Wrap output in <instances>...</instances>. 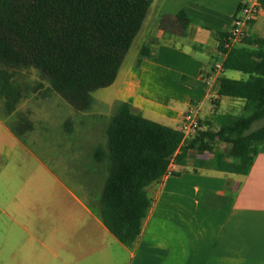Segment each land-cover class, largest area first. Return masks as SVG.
Returning a JSON list of instances; mask_svg holds the SVG:
<instances>
[{
    "label": "crops",
    "instance_id": "crops-1",
    "mask_svg": "<svg viewBox=\"0 0 264 264\" xmlns=\"http://www.w3.org/2000/svg\"><path fill=\"white\" fill-rule=\"evenodd\" d=\"M247 1L153 0L116 81L106 88L111 100L96 102L109 111L126 103L135 115L176 130L196 107L202 132H216L211 122L231 115L225 108L238 99L219 95L226 72L208 81L221 60L220 36ZM258 4L244 46L264 50V0ZM182 11L190 22L174 19ZM207 159L191 150L185 161H174L173 175L147 187L152 205L131 248L105 226L98 204L71 191L0 116V182L22 181L0 194V246L11 247L0 249V262L264 264V142L248 174L209 168ZM46 185L49 190L42 189Z\"/></svg>",
    "mask_w": 264,
    "mask_h": 264
},
{
    "label": "trees",
    "instance_id": "trees-1",
    "mask_svg": "<svg viewBox=\"0 0 264 264\" xmlns=\"http://www.w3.org/2000/svg\"><path fill=\"white\" fill-rule=\"evenodd\" d=\"M152 1L0 0V97L6 114L15 113L23 97L16 72L32 68L73 109L90 111L92 94L116 81ZM174 19L190 22L185 11ZM220 37L223 50L228 33ZM245 40L224 52L223 67L247 78L221 77L219 95L243 101L249 116L224 115L218 131L184 141L179 130L135 115L126 103L117 106L107 144L94 157L100 164L107 162L99 215L126 246L138 241L151 208L147 187L164 178L172 161H185L194 150L208 156L204 164L209 168L250 172L264 142V126L252 130L264 120V50L244 46ZM12 129L21 137L33 125L22 118ZM219 145L226 150L216 151Z\"/></svg>",
    "mask_w": 264,
    "mask_h": 264
},
{
    "label": "rangeland",
    "instance_id": "rangeland-1",
    "mask_svg": "<svg viewBox=\"0 0 264 264\" xmlns=\"http://www.w3.org/2000/svg\"><path fill=\"white\" fill-rule=\"evenodd\" d=\"M235 75L239 80L247 78L243 73L226 71V76L230 79ZM15 83L21 90L22 100L16 112L9 116L5 111V101L0 97V116L13 128L22 118H27L32 123L33 130L25 132L21 137L24 144L31 149L32 155L47 162L67 187L85 202L99 206L98 197L102 194L107 177V162L98 163L94 154L98 147L107 144V128L117 107L109 111L96 100H111V91L105 88L94 92L92 94L94 104L91 110L78 112L56 94L49 82L42 80L39 72L34 68L16 72ZM227 99L229 98L225 101ZM220 112L224 114L223 109ZM225 112L236 117L251 114L246 111L245 103L241 100H231ZM68 121H70L69 126H67ZM211 123L215 131H218L221 127V116ZM262 126L264 120L255 123L252 130ZM215 149L222 152L226 150V146L219 145ZM12 182H0L1 195L12 193L14 187L17 189L22 181ZM42 189L49 190L50 187L46 185ZM38 246L43 248L41 245ZM10 248L0 246L3 251ZM22 249H25L26 254L31 252L27 251V247ZM41 252L39 250L38 253ZM0 264L11 263L0 262Z\"/></svg>",
    "mask_w": 264,
    "mask_h": 264
},
{
    "label": "built area",
    "instance_id": "built-area-1",
    "mask_svg": "<svg viewBox=\"0 0 264 264\" xmlns=\"http://www.w3.org/2000/svg\"><path fill=\"white\" fill-rule=\"evenodd\" d=\"M260 7L258 0H248L239 10L235 18L234 25L228 32V37L224 40L223 50L219 51L221 60L217 61L209 81L216 79L224 73V60L226 58L225 51H229L236 44H240L246 37L247 27L251 25L259 16ZM179 131L183 135V140L188 141L196 138L201 130V119L199 110L196 107H191L183 117ZM174 174V161L171 162L167 173L164 177Z\"/></svg>",
    "mask_w": 264,
    "mask_h": 264
}]
</instances>
